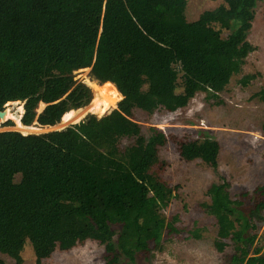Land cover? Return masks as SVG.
<instances>
[{"label":"trees","instance_id":"16d2710c","mask_svg":"<svg viewBox=\"0 0 264 264\" xmlns=\"http://www.w3.org/2000/svg\"><path fill=\"white\" fill-rule=\"evenodd\" d=\"M259 1L222 0L189 21L187 0H0V111L13 102L22 125L57 126L93 99L76 73L85 68L90 82L110 83L121 96L102 115L87 112L61 129L25 134L10 129L12 119L0 122L9 128L0 130V251L20 264L28 239L41 264L92 240L104 264H121L175 240L211 238L216 252L232 249L227 264H264L255 241L264 183L234 197L227 179L212 183L199 202L211 222L187 227L180 212L164 214L180 189L159 158L170 139L157 127L146 137L137 121L185 108L199 92L221 105L233 77L241 87L261 78L243 72L257 50L248 34ZM250 99L264 102V87ZM171 140L180 160L217 168L216 139Z\"/></svg>","mask_w":264,"mask_h":264},{"label":"rangeland","instance_id":"374dc122","mask_svg":"<svg viewBox=\"0 0 264 264\" xmlns=\"http://www.w3.org/2000/svg\"><path fill=\"white\" fill-rule=\"evenodd\" d=\"M221 3L222 0H187L186 18L189 21L194 20L202 11L212 9ZM229 32V30L221 29L222 37H227ZM248 40L257 46V50L247 58L243 72L260 71L262 73V77L251 86L241 87L237 83L240 75H237L218 94L223 102L221 105H211L206 101V94L199 92L185 108L176 112H157L151 115L143 113L137 118L146 137L150 135V127H157L162 129L170 139L161 148L159 158L168 163L164 177L170 181L171 185L179 184L180 189L177 192L179 197L172 200L164 214L170 216L180 212L183 224L187 227L194 222L199 225L211 222L212 219L200 208L199 202L204 198V192L212 183H218L222 178L227 179L233 197L242 191L251 190L257 184L264 183V102L250 99L254 92L264 87V0H260L256 6ZM88 72L76 71L78 77L85 79L93 89L92 84L94 83L88 80ZM118 101L111 107H116ZM10 106L11 111H14L12 113V120H14V117L22 112L21 107L16 103ZM87 112L92 111L85 109L83 116ZM80 119L60 122L58 127L43 129L32 127L22 130L15 126L10 129L25 134L39 133L48 129H61ZM4 129L9 128H0V130ZM184 134H189L191 138L197 140L212 138L220 143L216 169L200 165L199 160L184 162L179 159L176 145L171 139L172 137L182 138ZM123 145L127 146L128 142L124 140ZM183 201L187 204V210H183ZM209 227L210 231L214 232V229ZM257 236L256 245H264V223L257 230ZM102 251L103 248L96 242L87 240L67 251L56 249L50 258L43 260L41 264H104ZM231 253L230 248L224 253L216 252L211 238L190 241L175 240L165 248L164 252H157L154 257L147 259L136 257L130 260L122 256L120 263L227 264ZM20 256L22 259L20 264H36V257L28 239L24 243ZM0 259L6 264L16 263L14 258L2 251H0Z\"/></svg>","mask_w":264,"mask_h":264},{"label":"bare ground","instance_id":"6f19581e","mask_svg":"<svg viewBox=\"0 0 264 264\" xmlns=\"http://www.w3.org/2000/svg\"><path fill=\"white\" fill-rule=\"evenodd\" d=\"M78 71H89V68L81 69ZM92 85L94 91H93V99L90 102V104L87 105L85 108H81L75 111L74 110L69 111L68 113L63 115L61 123L69 122L72 119H80L83 116L85 109L87 108L92 112H94L95 114L97 113L99 115H102L105 111H107L109 107L114 105V103L121 98V96L116 91L115 87L110 83H106L104 85H99L94 83ZM19 107H21V111H22V106ZM9 117L12 119V113L9 114ZM19 118H20V114L14 117L16 127L22 130L32 128V126L22 125L20 123ZM58 126L59 124L55 127Z\"/></svg>","mask_w":264,"mask_h":264},{"label":"water","instance_id":"95a60500","mask_svg":"<svg viewBox=\"0 0 264 264\" xmlns=\"http://www.w3.org/2000/svg\"><path fill=\"white\" fill-rule=\"evenodd\" d=\"M10 104H14V103L13 102L8 103V106L3 111H0V122H5L8 119H11L9 117V114L11 113V106H10Z\"/></svg>","mask_w":264,"mask_h":264},{"label":"crops","instance_id":"0c3cea01","mask_svg":"<svg viewBox=\"0 0 264 264\" xmlns=\"http://www.w3.org/2000/svg\"><path fill=\"white\" fill-rule=\"evenodd\" d=\"M96 84V83H95Z\"/></svg>","mask_w":264,"mask_h":264}]
</instances>
